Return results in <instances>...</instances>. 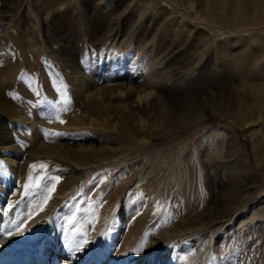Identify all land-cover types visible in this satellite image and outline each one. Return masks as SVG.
Segmentation results:
<instances>
[{
    "label": "rangeland",
    "instance_id": "1",
    "mask_svg": "<svg viewBox=\"0 0 264 264\" xmlns=\"http://www.w3.org/2000/svg\"><path fill=\"white\" fill-rule=\"evenodd\" d=\"M212 1L195 0L198 5L208 2L220 14L212 18L227 19L224 27L229 32L213 31L212 25H204L211 23L175 14L159 0H19L14 7L12 0H0V74L7 76L1 77V94L21 113L11 118L17 126L9 132L19 153L18 166L23 165L17 175L11 173L6 155L12 148H4L0 134V206L4 208L0 216L10 219L13 233L15 227L24 232L11 241V261L26 259L39 249L53 255L47 240L50 237L55 244L61 241V247L69 252L73 250L71 239H87V244L75 250L82 264H131L129 261L146 250L159 231L201 213L222 188L245 184L250 177L254 197L233 216L202 232L179 236L174 243L168 241L157 251L175 245L173 259L168 261L164 256L175 264H264V218L239 223L250 208L264 202V166H256L251 159L247 136L220 116H208L194 125L181 119L174 125V117L162 124L158 117L156 125H151L156 134L146 142L124 152L117 150L109 161L80 168L40 155L32 135L33 127L39 125V139L44 144L119 146L108 143L114 135L109 129H104V134L91 130L84 135L67 126L69 110L85 86L80 81L81 72L89 75L94 63L101 66L97 64L100 67L93 74L103 75L96 78L97 86H115L128 80L138 86L150 80L157 84L156 90L184 95L226 86L233 94L232 86L239 79L244 84L264 86V27L242 31L240 27L251 23L246 19L237 27L230 21L235 0ZM250 2L244 0L243 4ZM220 3L224 7H219ZM104 95L111 111L114 104H133L128 98ZM76 106L78 113L82 106ZM116 110L121 112L120 107ZM37 112L42 122L34 119ZM25 115L33 119L31 127L20 126ZM224 134L236 141L238 154L232 158L226 155ZM55 177L60 182L49 193ZM133 225L136 234L128 242L125 237ZM0 237L4 238L2 233ZM142 243L143 249L137 251ZM157 251L144 254L141 263L152 260L158 264L162 258L159 253L155 256ZM56 256L58 264L72 258L67 253ZM5 260L0 256V264L8 263Z\"/></svg>",
    "mask_w": 264,
    "mask_h": 264
},
{
    "label": "bare ground",
    "instance_id": "2",
    "mask_svg": "<svg viewBox=\"0 0 264 264\" xmlns=\"http://www.w3.org/2000/svg\"><path fill=\"white\" fill-rule=\"evenodd\" d=\"M159 1H163L164 3L168 4L167 6L169 10H172V12L175 14L180 13L185 16L186 15L190 16L192 17L193 20L201 24H204V21L211 23L209 25L208 24H204V25H207V26L212 25L213 31L215 29V30H219L223 32L224 31L229 32V30L225 29L224 27V25L226 23H229V21L227 19L217 20V19L212 18L211 16L218 18L220 17V14H218L215 10L210 8V6L208 5V2H206L205 5H200V3L198 5V3L195 2V0H159ZM212 2L214 4H217V0H213ZM243 2L244 0H235L233 2V6L230 12L231 14L230 21L233 24H235V26L238 27L240 26L238 24H241L243 26L244 25L243 23L246 22L245 20L248 19L251 25L240 27L242 28V31L247 30L249 28L264 27V0H251V2L248 3V5L246 3L244 5ZM18 3H19V0H12L10 5L14 7V6H18ZM197 6L199 7L201 6L200 9H197ZM219 7H224V5L220 3ZM11 9H9V11ZM134 10L137 11L136 9ZM6 12L7 11L2 12V13L5 14ZM153 27H155V25ZM240 28H233V29L238 30ZM179 35H181V33ZM198 35H195V36H197L198 38ZM187 39H188V35H187ZM196 54H199V53H196ZM94 64L95 65H94L93 71L95 72L96 68L100 67L101 65L100 63H94ZM97 64L100 66H97ZM93 71L89 75H87L85 71L81 72L82 80L80 81H82L83 84L85 83L84 84L85 86L82 85L83 91L77 95L76 97L77 99L76 101H74L72 105V107L73 106L74 107L71 110H69V114L67 115L68 116L67 126L69 128H78L80 130V133L83 132L84 135H88L89 133H92L91 130L93 131L99 130V132L104 134L106 133L104 132V129H109V131L111 132V135L112 133L114 135L110 136L111 141H109L108 143L119 145V146L116 149H110L111 147L106 148L101 145L93 146V145H88V144L82 145L81 143L76 144L73 147H69L65 145L63 146L57 143L56 144H44L43 142H41L43 140L39 139L41 138L40 136H42L41 134L42 129L38 125V126L33 127L32 135H33V139L35 140V144L39 145L40 155L44 154L50 157L59 158L65 162L73 163L75 166H78V168H80L79 166L81 165L85 166V165H90V164H99V163H102L104 161H109L110 159L114 158V155L117 152H119L117 150L120 149L122 150L121 152H124L126 149L130 148L129 146L131 147L137 146L141 143L146 142V140H148L151 136H154L156 134V131L155 129L152 128L151 125L156 123L155 120L158 117H159L160 122H162V124H165L167 122V119H171L172 117H174V120H175L174 125H178L179 122H181V120L187 125H194V124L204 121L208 116L218 115L221 117L223 121L229 123L232 127L238 128L242 134L247 136L251 159L253 160L256 166H264V86L256 85L254 83L244 84L242 82L243 80L241 81V79H239L237 80V83H236L237 85L232 86L233 94L232 92L228 90L226 86L225 88H221L219 90L218 89L201 90L200 92H195L193 94H187L188 93L187 92L184 95V94L166 93L161 90H156L155 86L157 84L154 83L153 81L150 82V80L138 86L132 85L131 81H130L131 83L128 82L129 80L124 81L123 84L120 83L119 85H115V86H104V85L97 86V83H98L97 79L102 78L103 75H100V74L95 75V73L93 74ZM107 73H106V76H108ZM130 73L131 72L129 71L125 72V74L127 75H130ZM3 76L4 75L0 74V81H1V77ZM4 77L7 78V76H4ZM150 79H153V77ZM158 79H161V78H158ZM104 93L108 94L110 99L117 98V100H119L120 98H128L131 100V103L133 104L132 105L129 104L128 106L121 105V104H114V108H115L114 111L108 110V107L106 105V97ZM2 94H1V88H0L1 143L2 145H4V148H12L11 150H8V152H6V155L8 156V159L11 163V168L13 170V171L11 170L12 171L11 173L17 175V173L21 172L19 168L23 169V165L21 164L20 167L18 166V164H20V163H17V160L20 159L18 158L19 153L18 151L15 150V147L12 144L13 140H12V136H10V133L13 130H15L17 126L16 122L14 123L11 118H15V117L18 118L19 114L21 113H19L17 109H15L10 102L5 101L4 96L2 97ZM79 104L82 106V110H80L77 113L76 105H79ZM136 106L138 107V109L137 108L135 109ZM119 107L121 109V112L116 110ZM127 107H130V109H127ZM71 112L73 114H71ZM23 119L25 122L23 125H20L18 123L21 127H24V126L31 127L32 126L33 119H31L28 116H26V118H23ZM34 119H36L38 122L43 121L41 114L38 112L35 114ZM150 119H152V121L150 122L147 121ZM171 126L174 127L173 125ZM141 133H143V135H148V137L144 138L145 136L139 137V135H137ZM103 134L101 135V137L105 136ZM113 136L116 138H114ZM224 140L226 142V147H227L226 148L227 157L232 158L236 154H238L235 149L236 147L235 139L230 135L224 134ZM239 165L241 168L239 170L243 171L244 166L243 165L241 166V164ZM73 176L72 177L69 176L68 179L72 180ZM248 178H249V182H246L245 184L238 183L239 185L238 184L231 185L232 183L231 184L229 183L231 186L222 188L220 192L218 193V195H216L217 197L214 199V201L207 207L206 210L202 211L201 213L195 214L194 216L188 217L183 220H179L178 222L173 223V225L171 224L168 227L159 231L157 234H155L152 237V239H150V242L147 243L148 245L146 247V250L141 251L138 256H136L134 259L130 260L129 262L131 264H142L141 261L144 259L143 258L144 254H148V253L154 254V252L156 253V251L161 248L160 246L166 244L168 241H172V243H174L175 240L173 239L178 238L179 236L202 232L205 229L210 228L211 225L215 223L223 222L225 219L229 218L230 216H233V214H235L236 211L242 208L244 203L251 201L254 197V184L250 182V177ZM250 209L251 210H249L248 212L249 216L248 215H247L248 217L243 216L240 219L239 223L242 224L244 222H247V220L248 222H251L255 218H262V219L264 218V202L256 204ZM3 212H4L3 206H0V213L3 214ZM12 215L13 213L11 212V216ZM9 220L10 219L4 220L3 217L1 218L0 216V231H1L0 233H2V235L4 236V238L0 240V256L1 258L3 257L4 259H6L5 261H8V259L10 260V257H8V252L11 248L10 247L11 241L18 239V235H16L15 233L11 237L7 235L8 232L10 231L13 232V227H12L11 221ZM135 227L136 226L133 225L129 228V232L127 233L125 237L126 241L129 242V240H131L132 238L134 239V236L136 234ZM47 240L51 241L52 248H53L52 250L55 251V253L53 255H47V253L45 254L42 252L41 249H39L38 251H35V254L32 253L35 256H32V254L31 256H29L30 258L29 260L31 261L32 264L33 263L35 264H58L56 255H59L61 253L63 254L67 253V255L72 257L70 262H67L64 264H82V262L79 261L77 257L78 255L76 256L78 251H75V250L74 251L72 250V252L66 251L65 247L64 249L63 247H61L62 246L61 241L56 243L57 244L56 246L54 240H51L50 237L47 238ZM170 247L171 248H169V250L167 249L166 251H163V252L162 250H160V252L157 251V254L155 256H158V253H159L161 254L160 256L162 258L157 262L161 264H175L174 262H170V263L168 262L169 260L173 259V256H175V253H176L175 245L170 246ZM164 256H167L168 261L164 259ZM37 257L38 259H35ZM25 262L26 261L23 260L20 263L17 262V264H25ZM149 262L147 264L155 263V261L153 262L152 260ZM99 263L100 262L98 263L96 262L94 264H99ZM8 264H11V263H8Z\"/></svg>",
    "mask_w": 264,
    "mask_h": 264
},
{
    "label": "snow or ice",
    "instance_id": "3",
    "mask_svg": "<svg viewBox=\"0 0 264 264\" xmlns=\"http://www.w3.org/2000/svg\"><path fill=\"white\" fill-rule=\"evenodd\" d=\"M64 102L67 103V98H66V97H65V99H64ZM59 122H60V123H64L63 120H60ZM47 135H48V134L45 133V136H47ZM33 167H35V166L33 165ZM41 167H43V165H41ZM54 180H55V183H53V184L51 185V188L48 190L49 193L54 192V191H55L56 184H58V183L60 182V178H59V177H55ZM48 199H50V196L45 197V203L47 202ZM13 234H14V233L11 232V231L7 233V235H8L9 237H11ZM15 234H16V235H23V234H24V232H23V228H22V227H17V228L15 229ZM77 235H80V236H86V233H77ZM2 238H3V237H0V239H2ZM87 243H88L87 239L80 240V239L73 238V239H71V240L69 241V247L72 248L73 250H79L81 247H83L84 244H87ZM143 246H144V245H143V243H142V244L140 245V248L137 249V251L142 250V249H143Z\"/></svg>",
    "mask_w": 264,
    "mask_h": 264
}]
</instances>
